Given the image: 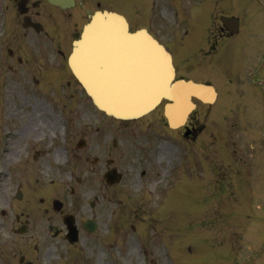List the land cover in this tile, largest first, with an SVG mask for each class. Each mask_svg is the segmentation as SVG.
<instances>
[{
    "label": "rangeland",
    "instance_id": "obj_1",
    "mask_svg": "<svg viewBox=\"0 0 264 264\" xmlns=\"http://www.w3.org/2000/svg\"><path fill=\"white\" fill-rule=\"evenodd\" d=\"M95 1L86 0L85 6L82 3L77 7L85 12L87 7L94 8ZM100 1L125 12L133 20V28L150 26L161 41L173 46L168 48L175 59L181 60L177 74L210 81L218 95L212 104L197 103L192 118L202 129L191 139L182 135L181 128L174 130L166 125L162 105L133 120H113L98 112L71 75V84L45 81L50 85L36 86L32 81L19 82L15 73L0 63L4 82L0 132L8 138L14 130L30 127L31 132L18 136L17 148L40 141L33 139L35 132L50 126L53 144L43 140L41 145L52 147L53 154L58 147L64 149L62 156L67 161L62 165L38 162V176L47 183L70 182L66 195L72 193L70 187L78 185L80 199L75 200L78 203L82 198L83 216L98 221L97 231L84 245L85 252H77L75 258L86 257V264H246L245 255L250 254L251 264H264V181L254 188L260 181L258 159L264 160V98L257 89L261 85L256 87L248 81V72L264 57V0H201L200 4L195 0L196 6H191L192 0ZM135 1H141V5ZM142 5L147 6L139 8ZM183 10L187 16L188 11L191 13L186 37L178 19ZM207 10L211 14L208 17ZM220 14L237 15L243 22L238 41L233 40L236 47L227 54L224 39L216 36ZM3 18L5 25L12 26L8 17H0V21ZM45 18L56 23L62 20ZM38 19L45 21L44 17ZM82 20L70 17L73 25L55 43L54 50L58 46L69 50L71 31L78 30ZM206 22L202 30L200 25ZM8 30L16 34L15 28ZM42 35L45 38H40L38 48L47 46L49 38ZM217 40L216 48L210 51V43ZM194 50L193 59L188 53ZM261 76L264 78V63ZM64 122L69 138L66 143L60 140ZM56 131L59 135L55 141ZM78 139H85L83 147L75 146ZM110 159L123 173L114 186L103 181ZM12 172L13 166L0 162V179H9ZM78 176L82 184L77 182ZM244 176L250 177L245 183ZM33 184L45 190L39 182L34 180ZM146 191L149 199L144 205ZM95 194L98 200L92 207L89 201ZM152 200L154 207L149 205ZM257 200L261 201L258 211L253 210ZM136 202L142 204L136 206ZM137 209H141L140 214ZM246 246L253 252L249 253Z\"/></svg>",
    "mask_w": 264,
    "mask_h": 264
},
{
    "label": "water",
    "instance_id": "obj_2",
    "mask_svg": "<svg viewBox=\"0 0 264 264\" xmlns=\"http://www.w3.org/2000/svg\"><path fill=\"white\" fill-rule=\"evenodd\" d=\"M113 15L115 16L106 11L96 12L92 20L85 25L81 38L75 42L70 58L72 69L99 107L116 116H137L153 107L163 96L171 99L181 96L190 100L176 93L179 86L191 90L193 95L202 100H213L215 92L210 85L183 79L172 81L173 69L169 54L164 48L148 34L143 36L142 42H136L140 35L129 33L124 19V22L120 23L119 19L113 17L121 16ZM107 23L116 26L111 27ZM131 41L138 44L137 49ZM146 42L149 44L148 49ZM144 45L147 54L151 53L156 45L159 49L156 53L165 52L166 58L161 55L160 62H154L152 55H146L148 59L145 60V77L136 81L133 73L140 69V66L133 61V49L140 52V47ZM80 49H92L93 58L81 60L78 55ZM138 83L144 87H140ZM190 106L192 107L191 104ZM167 114L172 120L174 114L171 107Z\"/></svg>",
    "mask_w": 264,
    "mask_h": 264
},
{
    "label": "flooded vegetation",
    "instance_id": "obj_3",
    "mask_svg": "<svg viewBox=\"0 0 264 264\" xmlns=\"http://www.w3.org/2000/svg\"><path fill=\"white\" fill-rule=\"evenodd\" d=\"M5 2H7L8 4H14L18 10V15L17 17H38L37 15L39 14V11L37 10L38 8V4L40 3V0H4ZM26 11L24 14L20 15V11ZM28 14V15H27ZM20 213H26L28 214L27 211L22 210V207L20 206L18 208ZM6 212L4 208L0 209V264H25V257H24V252L23 249L28 250V246H30V244H28L27 242H25L24 247L18 243L17 241H15L14 239H9L6 240L3 237V233L7 232L10 233L11 232V225L14 223V219L12 221H8V226L6 227V223H5V216H6ZM8 215V214H7ZM49 219V218H47ZM28 226L26 225L27 229ZM36 228V225L34 226V229ZM15 230V227L14 229ZM65 229L63 231V235H64ZM56 234L60 233V230L57 229ZM33 233L30 232L29 235L31 236ZM46 255L48 256V264H62V258L64 256L63 252H59V255L57 256L58 260L55 262L53 259V256L55 255V251L53 248V244L51 242L46 243ZM31 252H38L39 249L36 247V245H33V249L30 248ZM42 256V255H41ZM21 257H24V261H21ZM37 257V256H36ZM33 264H36L35 262H33Z\"/></svg>",
    "mask_w": 264,
    "mask_h": 264
},
{
    "label": "bare ground",
    "instance_id": "obj_4",
    "mask_svg": "<svg viewBox=\"0 0 264 264\" xmlns=\"http://www.w3.org/2000/svg\"><path fill=\"white\" fill-rule=\"evenodd\" d=\"M112 14V16H115V15H113L114 13H111ZM114 19H119V22L120 23H123L124 21H123V18L122 17H113ZM108 24V23H107ZM109 25V24H108ZM107 25V26H108ZM109 26H116V25H109ZM145 36V35H144ZM132 42V44H133V46L134 47H136L137 48V46H138V44H135L133 41H131ZM162 46V45H161ZM145 47V45L144 46H142L141 48L143 49ZM148 47H149V44L146 42V49H148ZM156 50L158 51L159 49L157 48V46L156 45H154V47L152 48V52L151 53H149V54H147V55H152L151 56V59L154 61V62H157V61H159L160 62V60H159V57H161V55L164 57V58H166V54H165V52H163V53H156ZM79 52L80 53H78V55H79V57H80V59L81 60H83V59H85V60H87V59H92L93 58V56H94V51L92 50V49H80L79 50ZM134 53H135V50H134ZM103 54V53H102ZM160 54V55H159ZM141 55V54H140ZM103 56H104V54H103ZM125 56H126V54H125ZM168 69V68H167ZM164 73H166V71L164 72ZM140 77V74L137 76V78H139ZM126 80V79H125ZM138 85L140 86V85H142L141 83H138ZM147 86V85H146ZM140 87H144V86H140ZM191 90H189V89H186L185 87H183V86H179L178 88H176V93H179V94H181L182 96H186V97H188V98H190L189 96H191L192 95V93L190 92ZM175 100V102H176V105H177V108L175 107V110H176V112L174 113L175 114V116L176 117H178V115H180L185 109H189L191 106H190V104L191 105H193L194 103L191 101V100H189V99H184V98H182L181 96L180 97H178L177 99L175 98L174 99ZM179 111V112H178ZM11 142L9 141L8 142V147H10L11 146Z\"/></svg>",
    "mask_w": 264,
    "mask_h": 264
}]
</instances>
